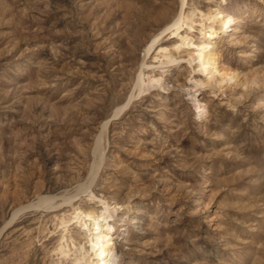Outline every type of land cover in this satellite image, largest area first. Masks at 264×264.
Masks as SVG:
<instances>
[{
    "label": "rangeland",
    "instance_id": "1",
    "mask_svg": "<svg viewBox=\"0 0 264 264\" xmlns=\"http://www.w3.org/2000/svg\"><path fill=\"white\" fill-rule=\"evenodd\" d=\"M183 1L0 0V264H90L105 204L115 264H264V0Z\"/></svg>",
    "mask_w": 264,
    "mask_h": 264
},
{
    "label": "bare ground",
    "instance_id": "2",
    "mask_svg": "<svg viewBox=\"0 0 264 264\" xmlns=\"http://www.w3.org/2000/svg\"><path fill=\"white\" fill-rule=\"evenodd\" d=\"M182 3H184L183 0H182ZM184 7H185L184 5H182V8L180 7L182 9V12L179 15H177L176 18L175 16L171 18L170 16L171 9L168 8V6L165 7L163 11H161L158 14V19L156 20V24L163 26V27H162L160 37L157 42L158 44H161L162 42H164L162 41V39L166 38L168 32L171 29H173L175 35L176 34L178 35V38L180 41V44L174 47L175 51L179 50V48H182L183 52L188 51V50L191 52L198 51L196 53L188 52L189 58L187 61L189 63H193L196 60L197 61L196 66L201 67V70H200L201 73L206 71L208 68H209L208 71L214 72L216 71L215 65L217 63L214 61L213 57L215 56L217 52L215 53V49H213L214 41H212V38L217 33V28H216L217 23H219L218 29H221L229 24V21L231 20L232 16L231 15H221L217 17V14H215L214 12L210 10L207 12L199 11L201 18L203 17L204 19L203 18L202 19L206 21L204 25L207 24L206 27L208 28V31L203 32V35L200 38V41H195L190 35H188V32L195 30L193 26L194 24L193 17L195 16V13H194L195 11L187 13L186 8ZM218 12L219 14L221 13V11H218ZM181 28L185 30L184 34H180L179 30H181ZM182 51H178V52H182ZM158 52L160 53V57L165 58L169 62L171 61L170 60L171 58L176 57L175 55L170 54L167 48L160 47ZM176 59L177 57L174 60ZM116 210L117 209L115 208L113 210H108V204H105V206L103 207V210L100 211V214L97 213V211H95L93 206H91L89 207V210L87 211L80 210L75 215L77 222L80 223L82 226H85L87 229L86 231L90 233L89 236L91 238H89L90 240L89 239L88 240L91 242L90 249L93 250L92 252L94 255V258L91 257L92 261L90 264H115L116 263L114 259L115 255L113 254V248H114L113 247L114 243L112 239L113 226L111 222L110 223L109 221L107 222V218L116 214ZM106 213L110 215H106Z\"/></svg>",
    "mask_w": 264,
    "mask_h": 264
}]
</instances>
